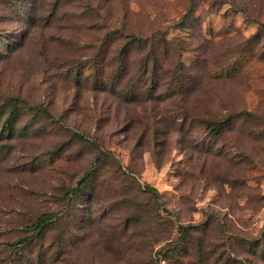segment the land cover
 <instances>
[{"label":"rangeland","instance_id":"obj_1","mask_svg":"<svg viewBox=\"0 0 264 264\" xmlns=\"http://www.w3.org/2000/svg\"><path fill=\"white\" fill-rule=\"evenodd\" d=\"M263 236L264 0H0V264H264Z\"/></svg>","mask_w":264,"mask_h":264},{"label":"trees","instance_id":"obj_2","mask_svg":"<svg viewBox=\"0 0 264 264\" xmlns=\"http://www.w3.org/2000/svg\"><path fill=\"white\" fill-rule=\"evenodd\" d=\"M83 180L80 181V184H83ZM72 191H77V188H74ZM51 217L47 214H42L38 217V219L36 220V222L34 224L31 225V228H33L35 231H39L42 230L45 225L48 224V222L50 221ZM263 242H264V236H263Z\"/></svg>","mask_w":264,"mask_h":264}]
</instances>
